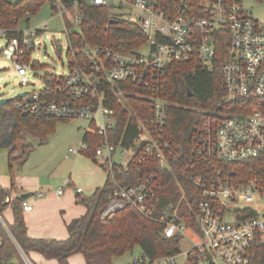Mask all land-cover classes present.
<instances>
[{
	"label": "built area",
	"instance_id": "built-area-1",
	"mask_svg": "<svg viewBox=\"0 0 264 264\" xmlns=\"http://www.w3.org/2000/svg\"><path fill=\"white\" fill-rule=\"evenodd\" d=\"M89 1L93 5H109L106 0ZM119 4L139 11L138 22L148 37L147 53L140 48L135 52H122L87 44L74 52V57L81 53L87 60L81 64L75 58V64L72 67L69 64L71 70L67 75H54L49 81L55 84L53 90L46 82L42 90L18 97L15 106L39 117L90 120L94 128L87 133L100 138L95 157L108 172L119 166L122 172L128 173L153 161L159 170L169 171L178 184L180 174L198 172L188 177L203 196L195 212L200 231L199 235L194 233L196 237L187 233L188 226L179 214L180 204L160 207L163 184L156 172L130 185L114 179V191L101 218L109 219L118 211L131 207L160 222L166 237L188 236L193 247L186 253L183 264H216L217 259L227 264H249L256 236L264 238V204H260L264 198V180L253 169L249 170V177L244 178L235 170H225L223 165L264 155V112L256 109L220 116L213 113L210 121L196 128L190 147L185 150L167 135L171 103L161 95L159 86L169 66L175 62L196 60L204 69L212 70L217 55V34L227 30L229 46L221 65L227 102L264 99V19L254 17L243 0H200L194 10L190 0H177L173 14H169L158 0H119ZM75 11L79 23L77 4ZM25 17L30 19L31 14ZM47 28L45 24L41 29L21 31V35L12 38L9 37L11 29L0 28V39L6 40L2 52L15 63L23 86L30 84L28 69H34L33 63L38 60L32 56L38 44V31ZM119 84L138 85L150 92L149 118L143 120L130 111L139 129L133 139L121 136L114 140L111 136L116 130L117 118L107 95L112 93L123 98L130 93L118 87ZM51 90L57 94L66 92L73 100H52L46 95ZM91 147L90 141L84 140L81 146L70 148V152L87 155ZM69 184L66 180L64 186ZM63 189L57 193L62 194ZM77 191L82 193L83 189L79 187ZM42 195L38 193L36 197ZM182 199L185 200V193ZM23 207L25 211L33 208L26 200ZM243 210L255 215L239 218ZM0 222L11 234L1 210ZM18 247L25 264H34ZM179 255L152 259L142 253L131 264H182Z\"/></svg>",
	"mask_w": 264,
	"mask_h": 264
},
{
	"label": "trees",
	"instance_id": "trees-1",
	"mask_svg": "<svg viewBox=\"0 0 264 264\" xmlns=\"http://www.w3.org/2000/svg\"><path fill=\"white\" fill-rule=\"evenodd\" d=\"M45 1L0 0V28L11 29L10 38L21 35V31H17L19 20L27 13L32 15L37 12ZM58 1L67 11H75L77 4L80 13V29L68 33L67 56L70 59V67L75 64V58L81 64L87 60L81 53L74 57V52L83 49L87 44L103 45L122 52H135L148 41L139 22L112 12L109 5H93L89 0ZM190 1L194 10L200 0ZM50 2L52 8L57 10L56 1L50 0ZM158 2L160 5H165L169 14L175 13L177 0H158ZM41 33L42 31H38V34ZM228 46V31L219 32L217 34V55L212 70L204 69L196 60L175 62L169 66L166 76L160 83L159 92L171 103L168 110L167 135L185 150L190 147L196 128L210 121L213 113L220 116V114L247 113L256 109L264 112V99L261 98L239 100L234 103L227 102L221 65L227 56ZM59 49L58 46L57 52H60ZM33 68L43 70L46 65L36 60ZM53 77L54 75L49 73L45 75V80L49 83L48 88L52 90L55 84H50L49 81ZM118 87L127 89L130 93L123 98H118L112 93L107 95L111 99L109 105L115 110L117 118L116 130L111 136L114 140L121 136L125 139H133L137 136L139 129L130 111L143 120L149 118L150 92L133 84H119ZM52 90L46 94L52 100H73L66 92L57 94ZM15 101L0 105V140L6 131H10L14 144L9 155L12 177L15 175L13 161L20 160V165H23L29 156L26 150L29 145L25 144L26 134L38 136L45 141L55 130L58 120H69L26 114L16 108ZM84 140L90 141L92 146L87 155L94 157L100 140L99 136L86 133ZM20 150L23 152L22 155L17 157L13 155ZM29 152H32V148ZM223 167L227 171H237V174L243 175L244 178H248L249 170L253 169L264 180V155L242 163L224 164ZM154 172L158 173L163 184L160 207L169 203L175 206L180 204L179 214L181 220L188 226L187 233L194 237H196L195 234L199 235L195 212L203 196L188 178L198 172L180 174L178 184L169 171L159 170L153 161H149L139 168L131 169L128 173L122 172L119 166L109 171L105 185L98 188L91 197L81 199V202L87 206L88 212L68 224L69 236L65 240L31 238L28 235L23 214L25 199L16 198L7 201L10 193L7 189L0 187V210L5 206H12L15 215L14 223L8 226L12 235L0 222V264H25L18 253L15 242L29 257L30 253L35 251L48 259H57L60 264H70L69 257L76 253L83 254L87 264H116L115 258L133 251L136 246L141 247L142 253L152 259L179 255L182 236L166 237L160 222L145 217L131 207L118 211L109 219L101 218V213L114 191V179L123 185H130ZM183 193H185V200L182 199ZM254 215L250 210H243L239 218ZM251 252L253 257L249 264H264V238L262 236H256Z\"/></svg>",
	"mask_w": 264,
	"mask_h": 264
},
{
	"label": "rangeland",
	"instance_id": "rangeland-1",
	"mask_svg": "<svg viewBox=\"0 0 264 264\" xmlns=\"http://www.w3.org/2000/svg\"><path fill=\"white\" fill-rule=\"evenodd\" d=\"M58 9L52 8L50 0H46L40 9L33 13L30 20L23 17L18 22L17 29L22 32L36 31L41 29L45 24L47 30L42 31L37 36V46L32 56L46 65L43 70L28 69L30 84L21 85L20 76L15 69V63L5 57L2 50L6 45L5 39H0V99L15 98L20 93L30 92L33 90H42L46 84V73L52 75H67L70 72L69 61L67 56L68 49V30L78 31L79 23L76 22L77 12L65 10L58 0ZM109 3L112 12L122 15L125 18L139 21V11L135 8H123L119 0H106ZM244 6L252 15L259 19H264V1L261 0H243ZM61 14V12H63ZM67 20L69 23L67 24ZM58 46L60 52H57ZM143 53L148 52V45L140 48ZM94 128L91 121L85 118H73L69 120H58L55 124V130L47 137L45 141L38 136L26 134L25 144L27 146V160L20 165V160L13 161L14 171L18 169L25 170V174H30V170H35L44 163L53 175L45 173L42 177L48 182L46 191L57 190L62 188L66 180L70 181V191L75 193V189L81 187L85 189L83 196L92 193L89 182L94 178H103L107 169L97 165L92 158L86 155H74L70 148L79 147L84 141L85 134ZM32 148V152L29 149ZM23 152L16 151L14 156H20ZM120 160L121 157L117 156ZM3 167L4 172H9V149L0 148V170ZM2 172V171H0ZM92 180V182H93ZM61 185V186H60ZM52 186H54L52 188ZM60 186V187H59ZM55 188V189H54ZM57 188V189H56ZM49 192V191H48ZM264 204V198L260 202ZM255 206V205H254ZM193 247L191 239L184 235L180 242L181 253L178 257L180 263H185L186 253ZM18 249V248H17ZM19 255L20 250L18 249ZM142 254V249L136 246L133 251L114 259L116 264H131L138 256ZM22 259V258H21ZM34 264H39L35 257L32 256ZM216 264H227L217 259Z\"/></svg>",
	"mask_w": 264,
	"mask_h": 264
},
{
	"label": "crops",
	"instance_id": "crops-1",
	"mask_svg": "<svg viewBox=\"0 0 264 264\" xmlns=\"http://www.w3.org/2000/svg\"><path fill=\"white\" fill-rule=\"evenodd\" d=\"M10 140V131H6L0 140V148H8L9 155L12 148ZM86 156L89 157L88 155ZM91 158L93 162L103 167L98 158L95 156ZM50 170L51 169H48L44 163L43 166H39L35 170H30V174H25V170L18 169V172H16L14 177H12L10 167L8 173L4 172L2 167L0 170L2 171L0 172V187L9 191L10 194L7 201L22 198L25 194L27 195L22 199L28 201L33 208L31 211L24 210L23 214L28 228V235L31 238L65 240L69 236L68 224L74 219L84 216L88 212L87 206L81 202V199L83 197H91L98 188L105 185L108 179V171L105 172L103 178L92 179L93 182L92 180L91 183L89 182L92 193L87 196H83L86 191L85 189H83L82 193H79L77 189H75V193H73L68 190L70 189L71 184L64 186L65 182L62 186V188L64 187V192L62 194L57 193L59 190L57 188V190H51L52 192H50V190H48L49 192L46 191V187L49 186V184L42 177V175L49 173L50 176H52L53 172ZM53 187L54 186H52V188ZM38 193H43V195L41 197H36V194ZM1 213L6 225L9 226L14 223L15 215L12 206H5L1 210ZM15 243L19 249V244L17 242ZM32 256L35 257V260H37L39 264H60L57 259H48L39 252L32 251L30 253V258ZM20 257L24 261L22 254H20ZM69 263L87 264L84 255L81 253L71 255L69 257Z\"/></svg>",
	"mask_w": 264,
	"mask_h": 264
},
{
	"label": "water",
	"instance_id": "water-1",
	"mask_svg": "<svg viewBox=\"0 0 264 264\" xmlns=\"http://www.w3.org/2000/svg\"><path fill=\"white\" fill-rule=\"evenodd\" d=\"M27 94V92H23V93H20L17 97L15 98H2L0 99V105H5L6 103L10 102V101H14L16 100L18 97H23ZM191 95V93H190ZM10 144L13 146V142H12V135H11V140H10ZM27 195H23L22 198H25Z\"/></svg>",
	"mask_w": 264,
	"mask_h": 264
}]
</instances>
